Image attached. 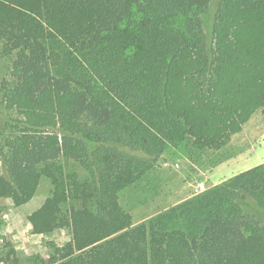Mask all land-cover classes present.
<instances>
[{"label": "trees", "instance_id": "1", "mask_svg": "<svg viewBox=\"0 0 264 264\" xmlns=\"http://www.w3.org/2000/svg\"><path fill=\"white\" fill-rule=\"evenodd\" d=\"M0 0V198L41 178L65 264H264V163L139 225L121 191L166 150L211 156L264 111V0Z\"/></svg>", "mask_w": 264, "mask_h": 264}, {"label": "rangeland", "instance_id": "2", "mask_svg": "<svg viewBox=\"0 0 264 264\" xmlns=\"http://www.w3.org/2000/svg\"><path fill=\"white\" fill-rule=\"evenodd\" d=\"M220 1L210 0L202 16L208 37ZM8 65L0 58V79L6 75ZM194 158L186 156L181 148L166 150L151 172L121 191L120 206L131 216L133 225L263 164L264 111L256 112L220 152ZM55 199L46 178L40 179L34 196L22 206L0 198V264H65L56 251L70 242V234L57 230L39 235L32 227L33 213L45 201Z\"/></svg>", "mask_w": 264, "mask_h": 264}]
</instances>
